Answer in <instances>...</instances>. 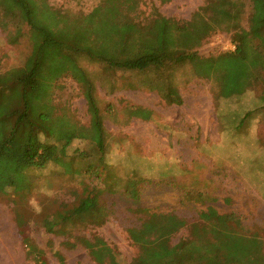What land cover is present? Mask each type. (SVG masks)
Returning a JSON list of instances; mask_svg holds the SVG:
<instances>
[{
    "label": "rangeland",
    "instance_id": "obj_1",
    "mask_svg": "<svg viewBox=\"0 0 264 264\" xmlns=\"http://www.w3.org/2000/svg\"><path fill=\"white\" fill-rule=\"evenodd\" d=\"M205 1L142 0L141 18L147 23L161 14L188 21ZM48 2L63 10L88 12L98 0ZM246 5L242 25L249 31L257 17L263 15L258 13L250 22V0H246ZM16 27L20 36L17 43L11 44L7 34L14 33ZM31 41L19 5L2 0L0 71L22 66L31 54ZM194 49L198 57L193 64L187 62L164 72L111 71L85 56L78 58L92 80L103 114L106 163L116 176L130 174L129 184L135 189L147 182L152 187L144 190L141 200L136 202L110 193V186L103 194L105 184L80 174V164L74 161L73 169L68 158L42 169L9 175L19 184L29 180L32 188L17 193L5 182L0 183V264H30L15 221L17 211L30 221L29 232L46 250L50 264L59 262L49 250V242L65 257V264H96L84 247H70L65 244L66 235L47 233L39 225L42 216L77 205L89 187L97 189L96 194L100 190L113 211L102 226L78 225L71 232L104 238L114 249L118 264H131L139 253L127 232V228L141 223L143 215L131 211L138 207L174 212L188 224L202 222L211 215L228 216L240 232L256 234L264 241V106L260 102L264 99L260 79L264 50L254 49L250 58L243 61L244 77L236 83L241 79L244 84L237 85V93L224 96L220 93L224 73L216 70L211 75L214 63L207 61L235 50L231 34L219 30ZM177 95L181 104L172 101ZM51 105L59 114L72 116L81 124L90 121L83 88L71 76L55 82ZM137 107L150 110V119L132 115ZM78 151L93 153L85 135L73 139L68 156ZM146 177L150 180H143ZM122 183L117 181V185ZM187 238L189 225L171 236L170 245Z\"/></svg>",
    "mask_w": 264,
    "mask_h": 264
},
{
    "label": "trees",
    "instance_id": "obj_2",
    "mask_svg": "<svg viewBox=\"0 0 264 264\" xmlns=\"http://www.w3.org/2000/svg\"><path fill=\"white\" fill-rule=\"evenodd\" d=\"M12 1L23 11L33 40L31 54L22 66L0 71V183L5 182L17 193L30 191L31 182L19 184L10 176L22 170L42 169L65 158L73 169L74 161L80 164V174L103 182V194L110 186V193L136 202L144 190L152 187L147 182L135 189L129 184L130 174L116 176L106 163L103 114L92 80L79 64L80 56L100 62L111 71L164 72L187 62L193 64L198 57L194 48L222 30L231 34L235 50L207 64L214 63L211 75L216 70L224 73L220 93L225 96L237 93L238 86L244 84L243 61L250 58L254 49L264 50V0H250V22L258 13L263 16L257 17L249 31L242 25L247 15L246 0H206L188 21L156 14L147 23L141 18L142 0H98L88 12L63 10L48 0ZM20 32L16 27L14 33L7 34V40L17 43ZM66 75L83 88L90 115L88 124L51 108L55 82ZM260 79L264 86V72ZM176 97L172 101L181 104L180 97ZM260 102L264 106V99ZM134 109L132 115L150 119V110ZM79 134L89 140L93 153L78 151L68 156V149ZM119 180L123 183L117 185ZM86 189V196L77 205L42 216L39 225L47 233L66 235L65 244L70 247H84L96 264H118L114 249L104 238L71 232L78 225L98 228L113 211L100 190L96 194L97 189ZM197 196L201 198V194ZM131 211L143 215L139 225L127 228L129 237L139 247L131 264H264V241L256 234L240 232L228 216L211 215L202 222L188 224L174 212L147 207ZM15 221L29 263L50 264L46 250L29 232L30 221L18 211ZM188 225L189 238L170 245L171 236ZM47 245L59 264H65L62 253L50 242Z\"/></svg>",
    "mask_w": 264,
    "mask_h": 264
}]
</instances>
